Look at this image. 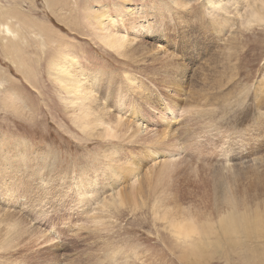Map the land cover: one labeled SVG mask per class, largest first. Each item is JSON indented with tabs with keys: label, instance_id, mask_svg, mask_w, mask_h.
<instances>
[{
	"label": "rangeland",
	"instance_id": "1",
	"mask_svg": "<svg viewBox=\"0 0 264 264\" xmlns=\"http://www.w3.org/2000/svg\"><path fill=\"white\" fill-rule=\"evenodd\" d=\"M53 1L0 0L18 36L0 26V210L16 224L0 225V264H264V224L233 221L231 239L206 244L197 223L191 238L172 227L193 208L264 212L255 0ZM100 5L128 32L121 52L85 19ZM145 19L154 34L130 32ZM61 53L110 112L73 107L52 74ZM214 222L206 233L221 236Z\"/></svg>",
	"mask_w": 264,
	"mask_h": 264
},
{
	"label": "bare ground",
	"instance_id": "2",
	"mask_svg": "<svg viewBox=\"0 0 264 264\" xmlns=\"http://www.w3.org/2000/svg\"><path fill=\"white\" fill-rule=\"evenodd\" d=\"M51 1H53V0H51ZM181 1H182L181 5L184 4V3L185 4L188 3V1H185V0H181ZM258 1L255 0L253 2L254 12L250 13V15H254V20L255 21H257L256 19L259 16H264V8H263L264 5H263V3L259 5ZM55 3H56V1L53 4H55ZM128 3H129L128 1H125L124 2L125 5H123L124 7L122 8L123 10H125V12H127V14H129V12H131V10H132V8L127 6ZM176 3H177V1L175 0V2L173 4L176 5ZM175 5H173V6H175ZM100 6L101 7H99L98 9H94V10L91 9L90 10L91 12L86 14V16L88 15V17L85 18V19L87 20V22H90L91 24H92V21L96 20L97 21L96 28L104 36V41H103L104 45H106L109 49H111V50H113L115 52H121V50H123L126 47H128V45L130 46L129 42H127L129 40L128 37H127L128 36V34H127L128 32H127V30L123 31L122 28H120V30H118V27H116L118 23L116 24L115 21H110V23H108L109 25L105 26L104 25L105 24V20H106L105 14L107 12L105 10H107V9H105V7H104L105 5H100ZM246 6L247 7H251L252 4L248 3ZM180 8L182 9L181 6H180ZM6 11H7V9H6ZM7 12H8V14L11 13L9 11H7ZM11 15L12 14H10V16ZM1 16L4 17L3 14ZM10 16L9 17L7 16V19L10 18ZM119 17H122V15L119 14ZM4 18H3V20H5ZM122 18H120L121 21H123ZM10 19H12V17ZM13 19H14V17H13ZM145 20L146 21L144 23H143V21L140 24L133 23L135 25H133V27H131V29H129L130 32L133 33V34H136V33H139V32L140 33L143 32V34H144V33H147L148 31H150L151 34H154L155 32L153 33V30L150 28L151 27V22L148 19H145ZM11 21H9V22H11ZM127 21L129 22L130 19H127ZM2 22L3 23H1L0 26H2L4 28V30H6V32H8V33L12 34L14 37H16L17 34H15L13 32L14 30H12L11 26L9 25L10 23H8L7 21H5V22L2 21ZM121 24H122L121 26L123 28H126V27H124L125 26L124 25V21ZM134 27H136V29H134ZM13 29L16 30L15 27ZM125 34H127V35H125ZM72 64H75L72 61V57L69 56L68 54L61 53L60 57H59V61L57 63H54V68L52 70V74H53L54 80L61 86V88L63 90L66 91V94L69 97V102L72 103L73 107H75L77 109L79 108L78 105H77V102H79L81 104H84L85 102H87L88 109H90L92 111H98V110H100V111H104L105 110L106 111V110H108L110 112L111 110L108 107H105V101L100 100L99 97H97V98L96 97H91V98L87 97L88 94L92 93L91 91H86V87H85L84 84L86 83L87 78L86 77L78 78V76H76L77 73H75V70H71L70 67H69ZM16 70L19 71L18 68H16ZM82 89H83V91H82ZM95 96H96V94H95ZM92 114H93V112H83L82 113L81 122L83 124H85V122H86L85 120L89 119L88 117L90 115H92ZM116 116L118 118H122L123 115L118 113ZM122 119H124V118H122ZM29 120L30 119H28V121ZM141 126L142 125H141L140 122L136 123V129H140ZM136 180L137 181L139 180V176L134 177L132 180L129 181V183H133ZM78 181L79 180H77V182ZM113 183H114V181H113ZM142 189H143V185L141 184L138 187V189L132 191L131 193L130 192L126 193L125 191L123 193H121L120 191L119 192L117 191L116 195H117V197H119L118 200H117V204L121 205V204L127 203L129 201V198L136 196V194L138 192H141ZM211 212H214V213H211ZM212 214H214V218L211 217ZM14 219H15V215L14 214H11L10 212H2V211L0 212V225H3V226L6 227L4 230L7 233H9L11 231V229L14 228V226H16V224L15 225L12 224L14 222ZM243 219L251 220L250 223H252V224H264V212H258L256 210H253V215H252L251 212H250L249 207L244 206L241 209H237V207L235 205H229V206H227L226 208H224L222 210H219L217 208H211L209 211H207V210L205 211V210H203V208L202 209L193 208L192 210H189L188 216L185 219L173 222L172 223V227L179 235L183 234V235H187L188 238H191L193 236H189V233L191 232V230L193 228V224L197 223L196 225H197V230L199 231V234L195 235V236H196V238L199 237L198 240H200V242H203V243L206 244V243L212 242V241H218L219 242V240L231 239L232 235L225 231V227L228 224H230L231 222H233V221H242ZM93 220L94 221H96V220L98 221L100 219H99V217L97 215V216H93ZM214 220H216V223L218 225V231L220 232L221 236L218 234V232L216 230L212 231L209 235L206 233L208 224H212L213 225L215 223ZM27 230L24 229L23 234ZM32 235H33V233H32ZM29 236L30 235H28V237ZM195 236H194V238H195ZM241 240L244 241L243 238H241ZM192 242H193V240H192Z\"/></svg>",
	"mask_w": 264,
	"mask_h": 264
}]
</instances>
